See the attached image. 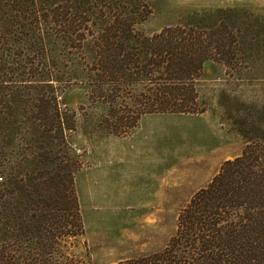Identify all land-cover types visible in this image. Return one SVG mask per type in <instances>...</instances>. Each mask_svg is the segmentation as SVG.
Segmentation results:
<instances>
[{
	"label": "rangeland",
	"instance_id": "obj_1",
	"mask_svg": "<svg viewBox=\"0 0 264 264\" xmlns=\"http://www.w3.org/2000/svg\"><path fill=\"white\" fill-rule=\"evenodd\" d=\"M66 2L8 0L9 14L15 17L7 29L11 32L7 48L21 54L13 57L47 63L44 67L57 79L52 77L49 84L24 83L3 90L8 91L10 100L26 101L24 112L21 109L25 123L17 120L4 126L10 159V167L7 163L4 169L7 174L18 170L20 155L25 152L29 156L35 151L25 149L34 134L46 137V133L39 134L42 121L38 117L44 105V110L51 107L36 98L51 96L49 104H55L57 120L64 122V146L59 152L53 145L47 150L52 155L64 153L65 161L75 162L78 168L74 184L83 223V232L69 239L64 249L91 264H109L160 251L175 232L177 214L192 194L209 182L224 160L239 155L249 140L264 139V0H119L122 17L127 16L133 29L147 36L167 26H209L221 19L235 32L238 29L235 61L239 65L229 67L223 61L207 59L195 79L202 112L140 116L134 136L142 141L152 138L150 163L130 167L118 163L122 141L112 144L113 151L109 144L102 151V142L107 136L123 137L137 128H130L124 135L112 133L120 130L118 116H125L127 107L134 106L136 96L145 87L142 83L125 86L112 103L99 97L106 88L110 87L109 93L114 88H100L86 71L94 58L97 31L111 18L102 23L98 15L90 13L85 21L76 15L75 4ZM34 14L39 15L38 19ZM78 27L75 34L70 31ZM22 37H28L29 43L25 45ZM107 151L101 168L88 170ZM44 162L47 170L55 165ZM102 163H109L110 168ZM6 173H0V183L5 182ZM165 180L173 187V206L136 205L134 200H143ZM127 185L136 194L128 200L119 197Z\"/></svg>",
	"mask_w": 264,
	"mask_h": 264
},
{
	"label": "trees",
	"instance_id": "obj_2",
	"mask_svg": "<svg viewBox=\"0 0 264 264\" xmlns=\"http://www.w3.org/2000/svg\"><path fill=\"white\" fill-rule=\"evenodd\" d=\"M66 1L75 4L76 15L85 21L90 13L102 23L111 18L97 31L94 58L86 71L100 88H114L110 93L106 88L99 97L112 103L125 86L145 87L125 116H118L120 130L114 135L126 134L142 114L202 112L194 87L202 63L216 59L229 67L239 65L235 61L238 29L235 32L224 19L209 26H167L147 36L122 17L119 0ZM8 7V0H0V173L4 175L6 164L10 167L4 126L17 120L25 123L21 109L24 112L26 101L10 100L3 90L57 79L44 67L47 63L12 56L21 54L7 48L11 34L7 29L15 17ZM38 16L34 14L35 19ZM79 28L70 31L75 34ZM23 39L25 45L29 43L28 37ZM36 99L51 107L44 110V105L38 117L39 134L46 137L34 134L25 149L35 151L29 156L23 152L16 162L19 169L6 173L0 183V264H91L64 249L69 239L83 232L74 184L78 168L65 161L64 153L52 155L47 150L49 145L63 150L64 122L57 120V108L49 104L51 96ZM45 160L55 164L52 169L44 168ZM109 264H264V139L249 140L239 155L224 160L209 182L192 194L160 251Z\"/></svg>",
	"mask_w": 264,
	"mask_h": 264
},
{
	"label": "crops",
	"instance_id": "obj_3",
	"mask_svg": "<svg viewBox=\"0 0 264 264\" xmlns=\"http://www.w3.org/2000/svg\"><path fill=\"white\" fill-rule=\"evenodd\" d=\"M137 129H138V125H137V128L135 127V130L131 131V133L123 137L113 138L111 136L110 137L107 136L102 142V147H103V149L101 147L102 151L106 150L107 148L106 144H109V146L111 147L110 150L113 151L115 146L112 144L121 143L122 141L124 143V147L123 149H120L118 152L120 154L119 156L120 160L118 162L119 165L123 167L124 166L130 167L135 164L150 163V160L148 159L150 158L149 154L151 153V150L149 147V143H150L149 141L152 138H147L145 141H142L140 139L135 140L136 136H134L135 134L134 132ZM145 143L147 145H144ZM108 153H109L108 151L105 154L104 152H102L99 163H97L94 168L89 167L88 170H92L93 172H96V170H98L99 167L101 168L100 163L102 161H106V154ZM143 157H146V158L143 159ZM110 160L111 159H109L108 161ZM102 164L103 166L105 165V167L110 168L109 163H105V164L102 163ZM95 174L96 173H92L91 175H95ZM104 179L105 178H102V180ZM165 182H167V180L164 181V185L161 186L160 188L155 189L152 192H148L147 196L143 200H134L136 202V205L149 206V207L168 206V205L173 206L174 205V202H173L174 199L172 196L173 187L168 186V184H165ZM168 189L170 190L169 194H168ZM122 190L123 192L119 194V197L121 198L125 197L126 200H128L130 197L136 196L135 192L128 185Z\"/></svg>",
	"mask_w": 264,
	"mask_h": 264
},
{
	"label": "built area",
	"instance_id": "obj_4",
	"mask_svg": "<svg viewBox=\"0 0 264 264\" xmlns=\"http://www.w3.org/2000/svg\"><path fill=\"white\" fill-rule=\"evenodd\" d=\"M77 152L79 151V150H76Z\"/></svg>",
	"mask_w": 264,
	"mask_h": 264
}]
</instances>
